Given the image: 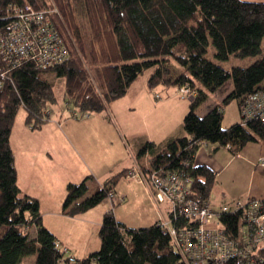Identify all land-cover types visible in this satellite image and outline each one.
Returning <instances> with one entry per match:
<instances>
[{
    "label": "trees",
    "instance_id": "1",
    "mask_svg": "<svg viewBox=\"0 0 264 264\" xmlns=\"http://www.w3.org/2000/svg\"><path fill=\"white\" fill-rule=\"evenodd\" d=\"M9 3H29L40 10L56 8L51 18L65 37L71 57L63 64L43 69L24 63L12 72L14 85L9 83L0 95V264H20L32 254L36 255L34 264H182L170 235L159 222L130 227L117 220L113 209L104 214L101 223L100 249L85 258H65L57 237L42 222L39 200L24 194L17 184L10 144L12 127L21 107L26 109V123L32 129L41 128L52 118L58 99L55 81L45 75L48 71H53L56 79H65L66 108L72 110L71 116L80 118L106 110L111 102L125 96L143 73L153 69L148 80L151 88L189 84L199 93L184 117L188 135L171 138L164 146L147 140L138 150L137 159L149 155L153 169H185L193 177L195 196L209 200L215 174L206 165H194L199 144H230L233 152H239L264 137V125L240 121L224 127L223 107L219 104L203 116L196 112L206 96L199 82L217 92L247 70L240 66L228 70L208 58L207 52L212 44L215 56L221 60L231 55L260 54L264 1L0 0V27L8 23ZM69 38L75 39L74 44ZM172 60L182 71L175 70ZM248 72L238 82L237 90L224 97V103L263 84L264 57L258 58ZM127 170L112 175L93 191L91 176L69 183L63 212L75 216L96 207L109 197ZM222 219L236 228V215L226 214ZM33 224L37 226L34 238L29 232Z\"/></svg>",
    "mask_w": 264,
    "mask_h": 264
},
{
    "label": "crops",
    "instance_id": "2",
    "mask_svg": "<svg viewBox=\"0 0 264 264\" xmlns=\"http://www.w3.org/2000/svg\"><path fill=\"white\" fill-rule=\"evenodd\" d=\"M152 72L148 76L143 73L125 96L100 113L78 118L66 109L58 113L53 110L52 118L39 129L26 123V109L21 107L17 113L10 136L17 184L24 194L39 200L42 222L65 248V258H85L100 249L101 223L111 209L117 220L130 227L150 226L168 217L170 204L158 203L151 187L125 173L114 185L113 197L75 216L63 212L69 183L91 176L95 189L112 175L143 163L137 159V152L145 141L164 146L171 138L188 135L183 122L193 98L181 100L177 85L151 88L148 80ZM157 93L163 97L157 98ZM22 109L24 113L19 114ZM140 118L144 119V131ZM262 156L264 137L239 152L228 145L206 141L199 144L194 165H206L215 174L209 198L214 208L220 210L248 196L264 195V165L258 163ZM148 157H143L145 165H149ZM34 226L33 238L37 226L29 228L32 231Z\"/></svg>",
    "mask_w": 264,
    "mask_h": 264
},
{
    "label": "built area",
    "instance_id": "3",
    "mask_svg": "<svg viewBox=\"0 0 264 264\" xmlns=\"http://www.w3.org/2000/svg\"><path fill=\"white\" fill-rule=\"evenodd\" d=\"M8 8V23L0 27V95L9 83L14 85L12 72L24 63L43 69L71 57L65 37L51 18L56 8L40 10L29 3H9ZM192 93L189 84L178 86L179 96ZM239 108L242 124L259 121L264 125V84L243 95ZM258 163L264 165V156ZM127 176L151 187L158 203L170 204L168 217L159 224L170 235L182 264H264V195L238 200L233 210L228 206L217 210L209 200L195 196L193 177L185 169H153L135 163ZM226 214L237 216L235 229L223 221Z\"/></svg>",
    "mask_w": 264,
    "mask_h": 264
},
{
    "label": "rangeland",
    "instance_id": "4",
    "mask_svg": "<svg viewBox=\"0 0 264 264\" xmlns=\"http://www.w3.org/2000/svg\"><path fill=\"white\" fill-rule=\"evenodd\" d=\"M51 1V0H50ZM245 1H257V2H262L264 0H245ZM71 40V42L74 44L75 39L73 38H69ZM71 43V44H72ZM216 53V49L215 47L211 44L209 46V52H207V56L208 58H210L211 60H213L214 62H216L217 64L223 66L224 68L231 70L236 66H240L243 67L245 69H247L245 71V73H243V75L241 77H239L238 79H231L229 80V82H227L220 90H218L217 92H211L209 91L201 82H199L195 77L194 79L196 80V82H199V87L202 91H204L205 93V99L202 100L196 107V112L200 115L203 116L205 115L212 107H214L215 105L219 104L223 107V112H224V117H223V121H222V125L224 127H229L230 125H232L235 122H240L242 120L241 114H240V108H239V99L242 97L241 93L238 94V96L235 99L230 100L228 103H224V97L232 90H237L238 87V82L243 81L248 75V69L250 68V66L258 59L261 57H264V40L262 42V52L260 54H258L255 57H239L236 55H231L228 59L226 60H221L219 58H217L215 56ZM172 66L174 65V68H176L175 70L178 72V70L182 71V67L180 65H178L175 61H171ZM152 71V69L147 70L145 72V76H148L149 73ZM48 78H50L51 80L55 81V91H56V95H57V99L58 102L57 104L54 106L53 105V110L55 111V113L63 110L65 111V109L67 110V108H65L67 105L64 102V95H65V79L63 78H59L56 79L54 76V72L53 71H48L45 74ZM145 77L142 76V80ZM264 84V82H263ZM171 87H175V85H170ZM162 88V84L159 86ZM178 87V86H177ZM159 91H161L160 93H163L162 91L164 89H162ZM178 89V88H177ZM199 93V91H194V93H192L189 96H185V97H181L179 96V98L181 100H186L189 101L192 98L196 97L197 94ZM161 97H163V94H160ZM62 107V108H61ZM24 108V107H22ZM25 109V108H24ZM24 109L20 110L19 114H23L24 113ZM70 112H72V110L70 109ZM139 119V117L137 116V120ZM136 120V119H135ZM136 120V121H137ZM241 123V122H240ZM139 124L141 126V129H143V131L145 130L144 128V119L140 118ZM242 124V123H241ZM141 161L144 163V159L141 158ZM133 166V165H132ZM127 174V173H126ZM132 179H137L140 181V179L138 178H133L130 177ZM93 189H91V191H93ZM90 191V193H92ZM113 192V191H112ZM111 197V196H109ZM244 200V199H243ZM236 206V203L234 206H228L229 210H233ZM218 208H220V205L217 206ZM35 231V226L33 227L32 231L30 232V235L34 234ZM36 260V255L32 254L29 256H26L23 258V263L22 264H34Z\"/></svg>",
    "mask_w": 264,
    "mask_h": 264
}]
</instances>
